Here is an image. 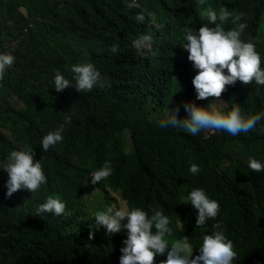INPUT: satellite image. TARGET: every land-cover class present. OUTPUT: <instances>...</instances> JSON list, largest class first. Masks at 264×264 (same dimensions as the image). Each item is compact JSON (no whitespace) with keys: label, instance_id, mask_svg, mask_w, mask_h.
Here are the masks:
<instances>
[{"label":"trees","instance_id":"trees-1","mask_svg":"<svg viewBox=\"0 0 264 264\" xmlns=\"http://www.w3.org/2000/svg\"><path fill=\"white\" fill-rule=\"evenodd\" d=\"M29 1L28 16L18 0L0 3V52L15 58L0 75V167L10 150H34L47 179L32 193L21 189L5 197L7 174L0 170V264H118L124 232L93 231L84 196L99 198L96 211L105 205L158 209L175 230L178 213L186 227L195 212L184 199L192 188L224 196L225 211L253 203L256 183L241 157L264 158L259 137L224 141L205 129L192 136L160 128L153 114L165 113L166 103L206 106L214 99L222 109L235 103L264 111V88L251 90L238 80L219 98L195 100L191 79L198 70L180 47L183 33L203 24L204 8H259L257 20L264 21V0ZM138 12L142 23L135 21ZM144 34L150 46L137 50L131 42ZM112 44L119 45L116 54ZM76 63L99 70L98 87L79 93L50 88L57 70L71 80ZM186 115L181 107L177 118ZM60 125L62 140L42 150L41 137ZM105 161L111 174L88 184L89 173ZM190 163L200 171L190 173ZM48 196L63 200L60 216H36ZM190 242L197 245L198 238Z\"/></svg>","mask_w":264,"mask_h":264},{"label":"clouds","instance_id":"clouds-1","mask_svg":"<svg viewBox=\"0 0 264 264\" xmlns=\"http://www.w3.org/2000/svg\"><path fill=\"white\" fill-rule=\"evenodd\" d=\"M21 8L20 12L28 16V7L25 13ZM258 9L204 8L203 24L183 33L180 47L187 53L186 59L192 68L198 70L191 79L195 100L219 98L225 86L230 87L237 80L251 90L264 88V51L261 49L264 47V21L257 20ZM144 20L142 12L136 13V22ZM150 40L151 37L144 34L131 43L142 50L150 46ZM118 48L119 45L112 44L109 51L116 54ZM14 59L11 54L0 52V75ZM70 70L71 80L57 70L50 88L56 92L68 87L78 93L89 92L98 87L102 79L92 63L72 64ZM217 104L223 103L214 99L200 106L193 100L182 101L168 112L166 109L165 113H154L153 119L162 129H182L192 136L205 129L206 136L224 141H231L237 135L259 137L264 155V111L249 112L235 103L222 109ZM181 107L187 115L178 119ZM63 131L60 125L43 135L41 149L47 151L61 141ZM34 157V150L9 151L6 163L0 167L7 174L5 197L21 189L32 193L45 184L47 177L40 160ZM241 159L256 183L253 203L246 210L225 211L224 196L211 198L203 188H192L184 199L185 205L190 204L195 212L187 218L186 227L182 214L178 213L175 230L168 216L158 209L149 213L140 207L124 209L105 205L96 211L92 204L95 206L99 198L91 195L84 196V200H88L84 207L94 220V226L90 227L93 231L103 228L109 235L124 232L120 255L115 256L118 264H264V158L246 156ZM188 171L196 174L200 169L196 163H190ZM111 172L110 162L105 161L89 173L87 183L96 185ZM64 209L62 199L48 196L37 206L36 216L47 213L60 216ZM93 231L89 232V238ZM192 237L198 238L197 245L190 242Z\"/></svg>","mask_w":264,"mask_h":264},{"label":"crops","instance_id":"crops-1","mask_svg":"<svg viewBox=\"0 0 264 264\" xmlns=\"http://www.w3.org/2000/svg\"><path fill=\"white\" fill-rule=\"evenodd\" d=\"M1 1L2 0H0V3H1ZM11 1H13V0H11ZM15 1H17V0H15ZM18 1L20 2L19 7H22L21 9L24 10V13H25V10H26L25 7H31L29 0L28 1H26V0H18Z\"/></svg>","mask_w":264,"mask_h":264},{"label":"rangeland","instance_id":"rangeland-1","mask_svg":"<svg viewBox=\"0 0 264 264\" xmlns=\"http://www.w3.org/2000/svg\"><path fill=\"white\" fill-rule=\"evenodd\" d=\"M63 2H65V1H61V3H63ZM168 90H169V89H168ZM168 94H171V93L168 92ZM170 97L172 98L173 96L170 95ZM165 107L168 108V109H167V112L171 109V106H170L169 103H166Z\"/></svg>","mask_w":264,"mask_h":264},{"label":"bare ground","instance_id":"bare-ground-1","mask_svg":"<svg viewBox=\"0 0 264 264\" xmlns=\"http://www.w3.org/2000/svg\"><path fill=\"white\" fill-rule=\"evenodd\" d=\"M47 1V0H46ZM57 2V1H56ZM51 5V4H50Z\"/></svg>","mask_w":264,"mask_h":264}]
</instances>
